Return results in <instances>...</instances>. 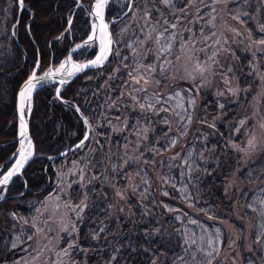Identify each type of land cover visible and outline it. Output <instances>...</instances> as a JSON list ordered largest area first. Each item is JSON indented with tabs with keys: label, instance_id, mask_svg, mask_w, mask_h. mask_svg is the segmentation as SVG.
Here are the masks:
<instances>
[{
	"label": "trees",
	"instance_id": "16d2710c",
	"mask_svg": "<svg viewBox=\"0 0 264 264\" xmlns=\"http://www.w3.org/2000/svg\"><path fill=\"white\" fill-rule=\"evenodd\" d=\"M2 1L6 0H0V7H2ZM81 1L82 6L76 7V0H24L27 8H24L19 14L18 7L14 10V17L10 23L13 24L18 20L15 25V35L19 40V45L10 30L9 37L13 49L8 53L5 61L0 60V167L12 155L18 145L16 140L18 125L16 122L15 98L22 81L34 69L33 66L37 59L40 60L39 72H42L51 64L56 65L61 62L70 48L73 47V44L82 41L91 28L89 10L93 0ZM120 2V0H111L106 9L107 20L117 16L120 17L122 15L121 10L125 11L127 9L125 4L122 5ZM136 2L140 3V0H136ZM155 7L164 16L172 12L160 3H156ZM67 12L70 13L69 17L73 16L69 28ZM130 15L131 13L127 17H120L111 25V30L118 31ZM153 15L159 16L156 12ZM26 24L29 25L30 33L27 31L28 25ZM71 30L73 36L69 33ZM130 39L131 37L128 38V40ZM125 42H127V37H122L121 42L116 44L115 47L120 50L121 56L128 55L131 57V49L125 46ZM95 51L96 48L88 50L87 47H84L73 53V57L77 61L89 59L95 55ZM133 59L135 58H130L126 63L130 65ZM235 66L238 67L237 78L242 83L243 88L248 84L251 76L245 57L241 58ZM117 67H121L125 72L128 71L127 68H123L119 57L110 56L109 62L103 68L88 69L76 76L74 81L64 86L61 95L72 105L79 106L83 115L88 117L90 123L96 128V132L103 134L99 137L102 144L106 143L105 136L110 137V141L107 142L108 147L105 149V153L112 156V159L108 162L107 175L110 182H117L116 189H121L135 181L124 180L120 182L122 178L118 173L113 172L111 164H120L121 150L113 147L111 142L123 144L125 141L124 139H118L119 134L113 133L107 126H104L105 116L109 118L120 116V123L113 120L114 125L118 127L122 126L125 116H131L127 109L118 112L108 108L110 99H117V88L120 87V80L124 79L123 76H120V80L115 82L108 80V76L113 74L110 70ZM116 75L119 76L120 74L116 73ZM239 75L240 77H238ZM54 86V84L44 85L34 94V104L30 116V132L35 143L36 156L28 163L22 174L14 178L8 186L6 198L0 201V217L3 219L2 224L0 223V264H13L16 258V250L11 248V235H13L15 227L9 224L10 219L8 217L10 213H16L17 216L18 213H33L40 200L42 202L43 195L47 193L49 188L51 190L46 182L57 168L60 171L74 170V173H79V168H74L72 162L82 158L85 161L92 160L97 166L84 169L85 182L92 176H99L105 171V165L98 163L102 160L103 154L99 151L90 152V149L95 147L94 141L87 143L83 149L67 151L66 155L58 156L52 160L48 159V155L59 154L77 143L86 131V126L80 114L69 104H63L56 99ZM120 90L127 91L126 88H120ZM198 99L195 107L196 116L189 127L188 135L182 141L185 150H194V153L200 152L202 147L197 136L201 133L208 134L213 131L207 127V124L201 125V117H207L210 123L219 116L220 119L217 121L216 127L221 133H224L223 137L208 135L205 141L207 147L212 148L215 145L216 150L208 159L207 164L195 154L193 156V160L199 168H207V171H194L191 180L183 179V183L188 185V192L192 194L193 198H198L200 202L195 205V208H189L184 201L182 202L177 198H164L161 185H158L155 180L151 184V177L158 170L156 166L154 167L157 156L152 166L146 169L149 173L148 179L151 181L149 180L150 187L144 199L139 194L145 192L143 184L140 185L136 194L129 188L127 197L121 199L115 196L111 183L106 187L101 186L103 181V176H101L100 180L94 182V187L92 184L86 186L89 194V208L85 210L83 219L78 223L79 244L82 248L89 249L86 254L89 264H107L113 250L121 245L123 247L117 255V260L112 261V264H149L151 252L145 253L142 251V248L149 247L144 233L145 231L151 232V229L156 227L160 228V232L150 235L147 239L153 241L151 247L157 250V255L159 253L164 254L159 256L157 264H172L176 256H184L185 245L181 242L182 234L176 232V229L180 226L179 222L171 219L176 213L168 212L163 207L164 204L173 209H181L185 213L187 210L197 212V209L211 206L216 211L215 213H209V215L218 216L219 220L225 217L226 211L230 210V201L226 196L224 185L228 174L237 167L239 155L237 151L226 146V141L229 137L230 122L235 124L240 118L239 115L235 116L236 112L234 110L238 103L226 102L227 104H224L225 108L222 110L218 107L221 103L215 94H207L204 99ZM94 116L95 119H93ZM156 119H159V117ZM154 127H156L159 136L164 125L161 123L154 125ZM131 131V129H128L123 133V136L127 137L128 140L133 139ZM208 155L205 152V156ZM146 158L151 159V157ZM9 163H7V166ZM79 167L83 168L84 163H81ZM175 169L178 174L183 170ZM135 170L133 167L129 169V173ZM208 172H211L212 175L209 176ZM129 173H125V175L127 176ZM239 176L243 184L239 200L244 201L247 206L249 204L253 205L258 218L255 225L257 234L260 231L259 225L264 223V218L260 215L262 206L258 202L259 199H264V152L256 161L244 168ZM196 177H199L198 184ZM62 184L68 185L69 183L63 182ZM79 188V184L74 183L70 189L71 194H74L75 190L76 193L79 192ZM35 199H38L37 205L33 206L34 203L32 202H35ZM27 200L30 201L29 204L25 203ZM142 204H145V206L143 207ZM118 209H123V211L121 212ZM146 209L148 215H145ZM103 226L105 231L100 232L99 240L85 239L91 233L98 232ZM167 230H172L173 233L170 234ZM104 235H108L106 241L111 238L110 242L105 243L112 245L102 249L100 241L103 240ZM132 247L136 249L134 252L130 251ZM262 250H264V244L254 245L253 251L245 255V264H256V255L261 253L264 255ZM121 256L124 258L121 259ZM190 261L187 264H190ZM176 264H183V262L177 260ZM257 264L259 263L257 262Z\"/></svg>",
	"mask_w": 264,
	"mask_h": 264
},
{
	"label": "snow or ice",
	"instance_id": "6c2138e0",
	"mask_svg": "<svg viewBox=\"0 0 264 264\" xmlns=\"http://www.w3.org/2000/svg\"><path fill=\"white\" fill-rule=\"evenodd\" d=\"M230 0H210V2H205V0H183L182 5L177 8L175 0H140L137 3L136 0H126L125 7L127 11H122V15L127 17L129 13L132 14L131 19L135 22L137 13H140V20L143 22L139 27V31L143 34V38L137 37L132 43L125 42V46L131 49V57L128 55L121 56V52L115 47L116 44L121 42V38L126 34L128 30V25L122 26L118 31L110 30V25L115 23L120 17H113L112 20H105L106 8L110 4V0H94L91 6V11L89 15L94 17L91 24V34L88 35L87 39L84 40L83 44H77L76 49L84 47L97 46L98 51L94 59L88 60L86 63H77L72 60L71 54L68 58L63 61L57 68H49L41 76H37L36 71H33L28 80L24 83V86L20 89L19 97V118H20V148L18 153H14L15 163L12 164L10 168H7L5 172L0 174V200L5 198V193L7 191V186L13 180V177L21 174L22 169L25 165L33 158V145L31 139L27 135V122L24 119L26 106L27 111L31 112V96L33 90L38 84L42 82L55 79L58 75H63L68 78L74 76L76 73L83 72L88 68H103L106 63L109 62L111 57H119L123 68H127L128 71H123L121 67L111 69L113 73L108 76V80L115 82L120 80V76L124 79L120 80V87L117 88L118 96L116 100H111L108 104L110 110L114 109L118 112H123L127 109L131 116H125L122 121V126H115L113 120L117 123L121 122L120 116L109 118L104 117V126H107L110 131L117 133L118 139H124L123 144L117 142H111L113 147H117L121 150V155L119 157L120 164H111L113 172L119 174L122 178L120 182L124 180L135 181L139 180V183H129L127 187L116 189V181H109L107 175L108 162L112 159V156L105 153V149L108 147L110 137L105 136L106 143L102 144L99 137L103 135L102 133H97L96 128L90 123L88 117L84 116L80 110L79 106H74L75 111L80 113L84 125L87 126L84 132L83 138L75 145V149H83L87 143H92L94 141L95 147L90 149V152H101L103 158L98 163H103L105 165V171L99 176H92L86 182L84 180V169H91L96 167L97 164L93 163L92 160H77L72 162L74 168H79V173H73V175H79V181H74L73 183H78L80 191L76 193L78 203L75 205L70 202L65 204V207L69 208L73 213H75L77 220L83 219V214L87 208H89V195L88 192L84 191V188L88 184H92L94 187V182L101 179L103 176V181L101 186L106 187L111 183L115 196L125 199L128 194V189L136 194L141 184L145 186V192L139 193L141 198H146V193L150 187V181L148 179L149 173L146 171L155 162L156 156L163 157L165 153L170 152L173 148L177 146L182 138L188 135L189 127L192 124L193 116L196 107V95L199 94L204 88L208 86L210 81L208 77L220 74L222 76H227L231 73L233 69L231 67L227 68L226 72L218 73V68H224L225 65L221 61V57L225 53L230 56L235 57L236 51L228 47L229 37L225 35V32H231L235 37H241L239 41H233L238 44H243V33L234 27H226L224 31L219 34L216 31V5H225V10L228 11L232 19L238 21L240 24H245L246 19H251V16L247 12H241L239 8L233 13L232 9H228L227 5ZM235 2V0H234ZM156 3L163 4L166 8L172 11L173 20L167 19L158 8L155 7ZM244 4L248 3V0H243ZM17 7L23 11L25 8L24 0H16ZM151 5V7H149ZM78 6H82L79 5ZM191 9H195L194 21L199 24L200 21H204L205 25L208 27L210 35L204 32L203 28H198L193 30L190 27H184L182 25L183 19L187 16ZM203 9V11H202ZM159 14L158 18L153 16V13ZM207 15L208 19L205 20L204 17ZM18 23V22H17ZM193 23V21H189ZM71 24V20H69ZM147 29V31H146ZM247 39L249 43L245 47V51L250 53L251 58L245 57L248 66L253 70L252 74L256 75V83L264 86V73L257 70V54L264 57V23H261L258 28V37L253 38V29L249 28L247 30ZM185 33H190L189 36L185 37ZM15 35V32L12 33ZM211 41V43H209ZM199 43L203 45L199 49L195 45ZM174 49H178L181 55H174ZM238 50V49H237ZM174 55L176 61H180L183 57V74L182 79L190 83V87L186 89H180L177 91H171L168 93L161 92L160 89L165 86L169 80H174L176 71L173 61L168 59L169 56ZM149 57L151 59L149 60ZM130 58L133 62L129 65L126 62ZM264 66V65H262ZM39 67V64H37ZM119 73L120 75H116ZM225 80V83H228ZM67 83L66 79H59V84L64 85ZM170 87H174L171 85ZM251 87V86H250ZM250 87L241 89L239 87L229 88L228 91L233 97L246 98L250 95ZM120 88H126L127 91H122ZM60 88L56 89L57 97H59ZM245 96H241V94ZM218 96L224 95L223 92L217 93ZM257 104L254 107L251 116H245L240 119L235 124L230 122L229 124V137L226 141V146L240 153L247 154L250 150H255L260 146L261 141H264V87L258 92L256 97H253ZM220 109H224V104H219ZM161 113L163 115L161 116ZM159 117V119H156ZM96 117L94 116L93 119ZM173 118H175V124L173 125ZM220 119L219 116L214 118L210 123L207 117H201V125L207 124L209 129L213 131L208 134L201 133L197 136V139L201 142L202 150L198 153H194V150L185 151L184 155L181 156L180 153H175L168 156L166 159H161L157 163V167H167L169 171L172 168L183 169L180 171L181 180L187 178L192 179V173L194 171H207V168L200 169L199 166L193 160L194 154L207 164L210 156L215 152V145L212 148H208L205 141L208 135L223 137L224 133H221L217 129L216 124ZM163 124L164 128L161 129V134L157 135V129L154 127L156 124ZM131 129L132 140H128L127 137L123 136V133ZM243 134L247 139L244 141V146L235 143V140H239L240 135ZM203 137V139H201ZM162 141V142H161ZM69 149V150H75ZM131 152V154H129ZM205 152L209 155L205 156ZM61 155H66L61 153ZM146 157H151L148 159ZM52 160V157H48ZM179 161V162H178ZM191 161V162H190ZM84 163V167L80 168V164ZM135 168L136 170L129 173V169ZM125 173H129L127 176ZM211 176L212 173L208 172ZM160 179L164 184H169L172 188L176 189V184L174 182V177L161 176ZM197 184L199 183V177H196ZM68 188H72V183L68 184ZM55 193V199H61L62 189L60 185L53 190ZM181 195L186 205L189 208H195V205L199 203L198 198H193L192 194L188 192V185L184 184L182 188L176 189ZM164 196H168L169 193L164 191L162 193ZM67 196V193H64ZM243 195V193H242ZM52 193L45 201L41 202L45 204L48 199H51ZM82 197V199H81ZM258 202L261 204L262 208L260 215L264 217V199H259ZM59 207V205H57ZM163 207L168 212L180 213L179 215H174L171 219L176 221H181L184 223V217H187L186 223L190 225H195L197 228L203 230L204 235L200 236V240L206 246H200L197 244V240L193 238L195 233L189 235L187 231L183 229H176L177 233H182L181 242L183 245L188 247L195 246L196 252L201 254L202 259L195 264H213L214 260L221 254V246L226 243L225 234L222 231V227L227 225L226 221L218 220V216L209 215V213H215V209L211 206L197 209V213H203L207 220L217 222L221 227H214L209 231V229L204 227V222L199 218L188 217V214L183 212L181 209H173L168 205L164 204ZM248 208H253L252 204L247 206ZM123 211V209H118ZM255 210V209H253ZM35 212L43 215L39 208L35 209ZM45 212L48 209L45 208ZM147 209L145 210V215H148ZM13 219H20L25 224H30V227L34 229L31 235L27 236V240L31 241L35 236L44 232L45 229L37 226L35 219L30 221L25 217H17L16 213H10ZM239 218V217H238ZM157 223H159L157 221ZM15 227V225H13ZM260 231L257 232L255 237V244H264V223L259 225ZM50 231V229H49ZM62 231L70 238L65 241L67 247L60 249L55 252V256L59 259L52 261V264H64L65 257L68 258V264H77L76 261L72 259L73 250L80 253H87L89 249L82 248L79 244V230L76 228L75 222L72 223L71 229L67 225L62 228ZM105 229L101 228L98 232L91 233L85 239L98 240L100 232H104ZM160 228L156 227L151 229V232L145 231L144 236L149 244V247L142 248L145 253L151 252L149 258V264H157L159 256L164 255L159 253L157 255V250L151 247L153 241L147 238L150 235L158 234ZM243 232V226L241 231L236 234V237H227V246H236V240L240 239ZM206 237V238H205ZM19 240V237H17ZM17 247L16 243H12V248ZM123 246L113 250L107 264H112V261L117 260V255ZM188 247L184 248L185 254L188 253ZM134 247L130 248V251H135ZM51 252L52 250L49 249ZM248 251L251 252V246L248 247ZM264 251V250H262ZM121 259L124 257L121 256ZM179 260L186 264L184 261V256H176L172 261V264H176ZM193 260L195 261V254H193ZM16 264H21V261H17ZM23 264H27L24 261ZM83 264V262H81ZM236 264V261H233Z\"/></svg>",
	"mask_w": 264,
	"mask_h": 264
},
{
	"label": "rangeland",
	"instance_id": "374dc122",
	"mask_svg": "<svg viewBox=\"0 0 264 264\" xmlns=\"http://www.w3.org/2000/svg\"><path fill=\"white\" fill-rule=\"evenodd\" d=\"M118 1V0H117ZM120 4H125L126 0H120ZM111 2V0H110ZM205 2H210V0H205ZM176 7L179 8L183 0H175ZM2 7H0V60H6L7 55L9 52L12 51L13 47H11V38L9 37L10 30L12 29V24L10 23L11 20L14 17V10L17 7L15 0H6L1 2ZM151 7V5H149ZM217 13L216 15V31L219 34L221 31H224L226 27H234L241 31L243 33V44H240L238 47V44L233 41H239L241 37H235L233 33L231 32H225V35L229 37V45L231 49L236 51L235 57L230 56L228 53H225L224 56L221 57L222 63L225 65L224 68H218V73H223L227 71L228 67H231L233 71L231 73H228L227 76H222L220 74H217L215 76L208 77V80L210 83L206 88H204L202 91L199 92V94L196 95V101L197 99H204L207 94H215L217 99H219V102L221 104H225L226 102L231 103H238V106H236L235 110V116L239 115V120L243 119L245 116H251L252 112L254 110V107L256 106L257 102L253 99V97H256L258 92L261 91V88L264 87L261 84L256 83L257 77L256 75L252 74V69L248 67L250 77L248 84L245 85V87L242 88V83H240V80L237 78V71L238 67L235 66L239 60L243 57H249L251 58L250 53L245 51V47L249 43L247 39V30L249 28L253 29V38L258 37V28L261 23H264V0H248L247 4L243 3V0H230V2L227 5L228 9H232L233 13L237 8L241 12H247L251 19H246L245 24H240L238 21L232 19L231 15H229L228 11L225 10V5L219 4L216 5ZM107 9V8H106ZM165 11V9L161 8ZM19 10V8L17 9ZM203 11V9H202ZM154 14V13H153ZM70 13L67 12V21L70 20ZM132 14L125 20V23L123 26L128 25V30L126 34L123 35V37H127V42L132 43L134 40L137 39V37L143 38V34L139 31V27L142 25V21L140 20V13H137L136 15V21L134 22L131 19ZM154 16V15H153ZM195 16V9H191L187 16L183 19L182 25L184 27H190L194 31L198 28H203L204 32L206 34L210 35L208 27L205 25L204 21H200L199 24L195 23L194 21ZM155 18H158L157 16H154ZM170 21L173 20L172 12L165 16ZM205 20L208 19L207 15L204 17ZM189 21H193V23H189ZM89 23L92 24V18H90ZM27 25V24H26ZM27 31L29 33V27H27ZM147 31V29H146ZM71 35L73 36L72 30L69 31ZM86 37L91 34V28L87 31ZM190 33H185V37L189 36ZM131 37L130 40L128 38ZM211 43V41H209ZM203 45L197 43L195 47L199 49ZM97 48V46L89 47L88 50ZM238 49V50H237ZM174 55H181L178 49H174ZM174 55H171L168 57V59L173 61V64L175 68L173 70L176 71L175 79L169 80L164 87L160 89L161 92L168 93L171 91H177L180 89H186L190 87V83L183 80L182 74H183V65L184 60L183 57L180 61H176L174 59ZM66 57V56H65ZM151 57H149V60ZM257 70L261 73H264V57L257 54ZM65 60V58H64ZM74 60V57H73ZM62 62V61H61ZM59 62V63H61ZM58 64H53L52 66L54 68H57ZM248 65V63H247ZM241 75V74H240ZM240 75L238 77H240ZM225 80H228V83H225ZM171 85H174V87H170ZM251 86V87H250ZM239 87L241 89L249 88L250 87V95H247L246 98H240V97H233L228 89L229 88H236ZM223 92L224 95L218 96L217 93ZM241 96H245V94H241ZM198 99V100H199ZM227 104V103H226ZM225 104V105H226ZM264 107V106H262ZM27 109V106H26ZM163 113H161L162 115ZM196 114L194 112L193 118H195ZM175 124V118H173V125ZM86 126V125H85ZM183 139L180 140V142L177 144L175 148H173L170 152H167L164 154L163 157L157 156L156 163L154 164V167H157V163L161 159H166L168 156L173 155L175 153H180L181 156L184 155L185 147L183 145ZM247 139L243 134L240 135L239 140L236 142L240 144L242 147L244 146V141ZM264 152V141H261L260 146H258L255 150H250L245 153L237 152L239 155L237 167L228 174V178L226 180V183L224 185L226 196L230 201V210L226 211L225 217L221 218V221H226L227 225L222 227V231L225 234V240L226 243L221 246V254L217 258V260L213 261V264H233V261H236V264H245L244 258L246 253H250L248 251V247L251 246V249L253 251L255 244V237H256V220L257 213L253 208H248L246 203L239 200V194L240 191L243 188V184L241 181V178L239 176V173L246 167L249 166L250 163L256 161L261 153ZM179 162V161H178ZM191 162V161H190ZM157 171L153 173V177L151 184L153 183V180L157 182L158 185H161L162 191H167L169 193L168 196H164L167 198H177L184 201L181 198V195L176 189L182 188L184 185L183 180L180 178V174L177 173L175 168H172L170 171L167 167H157ZM73 171H60L58 168L54 171L53 175L48 178L46 184L51 187V190L47 191L46 194L43 196V201L46 200V198L49 197V194L52 193L53 196L51 199H48L45 204L41 203V200L39 204L37 205V200L32 203L33 206L37 205V208L40 209V212L43 213V215H40L35 212V208L33 210V213L29 214H21L18 213L19 217H25L32 221L35 219V222L38 227L45 229L44 232L40 233L38 236H35L33 240L29 241L27 240V236L31 235L34 229L30 227V224L23 223L20 219H13L11 215H9L8 219L9 224L15 225V230L13 231V235H11V241L12 243L15 242L17 247L14 249L16 250V258L13 262V264H16L17 261H21V264H23L24 261H27V264H52V261L55 259H59L55 256V252L59 251L60 249L67 247L65 244L66 240H69L70 238L62 231V228L67 225L69 229H71L72 223L75 222L76 228L78 229V223L80 220H77L75 213H73L69 208L65 207V204L70 202L71 204L75 205L78 203L77 197H76V190L74 194H71L70 189L68 188V185L62 184L63 182L72 183L74 185V181H79L77 179H80L79 175H73ZM155 174V175H154ZM161 176H170L174 177V182L176 184V189L172 188L169 184H164L162 180L160 179ZM85 177V175H84ZM134 183H139V180H135ZM57 185H60L62 192H61V199L56 200L55 199V193L54 189L57 188ZM44 188V187H43ZM160 188V190H161ZM81 189L79 188V191ZM84 191L87 192L86 187L84 188ZM78 192V191H77ZM64 193H67L68 195L65 196ZM38 194V193H37ZM89 195V194H88ZM37 196V195H35ZM82 199V197H81ZM26 204H29L30 201L27 200L25 202ZM59 205V207H57ZM144 207L145 204H142ZM45 208L48 209V212H45ZM172 208V207H171ZM173 213V212H172ZM188 214V217H191L193 219L199 218L202 222H204V227L209 229L211 231L214 227H221V225L217 222L207 220L206 216L203 213H197L195 211L187 210L186 212ZM9 214V213H8ZM174 214V213H173ZM180 213H176V215H179ZM30 215V216H29ZM239 217V218H238ZM264 218V217H263ZM184 223L181 221L179 222L180 226L179 229H183L184 231H187L189 235H192L194 232L195 235L193 236L194 239L197 240V244L200 246H206L203 244V242L200 240V236L204 235V232L202 229L197 228L195 225H190L186 223L187 217H184ZM219 220V219H218ZM3 219L0 217V223L2 224ZM8 222V221H7ZM176 222V223H177ZM4 223V222H3ZM0 224V225H1ZM5 224V223H4ZM243 226V232L240 237V239L236 240V246L234 247H228L227 246V237L231 236L233 238L236 237V234L241 231V228ZM104 228V226L102 227ZM170 229V227H168ZM177 228V229H178ZM50 229V231H49ZM168 233H173L172 230H167ZM182 234V233H181ZM17 237H19V240H17ZM108 235H104V238L100 244L102 247H110L112 244H108L105 242H110L111 238L108 239ZM206 238V237H205ZM100 239V236H99ZM98 239V240H99ZM99 242V241H97ZM11 243V248H12ZM185 247H188L185 245ZM49 249L52 251L50 252ZM102 252V250H100ZM261 252V251H260ZM87 253H80L73 250L72 253V259L77 262V264H89L88 258H86ZM193 254H195V261L193 260ZM264 255L261 253L260 255H256L255 261L259 264H264L263 260ZM64 264H68V258L65 257ZM202 259L201 254L199 252H196L195 246L188 247V254L184 253V261H186V264L190 261V264H195V262H198Z\"/></svg>",
	"mask_w": 264,
	"mask_h": 264
},
{
	"label": "water",
	"instance_id": "95a60500",
	"mask_svg": "<svg viewBox=\"0 0 264 264\" xmlns=\"http://www.w3.org/2000/svg\"><path fill=\"white\" fill-rule=\"evenodd\" d=\"M93 3H94V0H93ZM25 5V4H24ZM25 7H26V5H25ZM90 11H91V8H90ZM105 16H106V12H105ZM94 18V17H93ZM105 20L106 21H110V20H112V19H110V20H107L106 19V17H105ZM112 25V24H111ZM111 25H110V30H111ZM87 39V37L85 38V39H83V41L82 42H80L79 44H83V42H84V40H86ZM76 48V46L73 48V49H75ZM73 49L70 51V53H69V55L70 54H72L73 53ZM97 51H98V47H97V50H96V52H95V55H96V53H97ZM95 55L92 57V58H90V59H87V60H85L84 62H77V61H75V62H77V63H86L88 60H91V59H94L95 58ZM72 56V55H71ZM39 64V63H38ZM38 67H35V70L34 71H36V74H37V76H41V75H43V73L45 72V71H47V70H45V71H42V73H38ZM88 69H92V68H88ZM88 69H85V70H88ZM85 70L83 71V72H85ZM83 72H79V73H76L74 76H72V77H70V78H68V77H66V76H63V75H58L55 79H52V80H48V81H45V82H42L41 84H38L37 85V87L33 90V92H32V96H31V110H32V108H33V102H34V100H33V97H34V94H35V92L38 90V88H40V87H42L43 85H45V84H55V88L57 89V88H60V93H59V97H57V94H56V89H55V96L57 97V99H59V100H61L63 103H65V102H67L66 101V99L65 98H63L62 96H61V90L63 89V87H64V85H66V84H68V83H70V82H72L73 80H74V78H76V76L77 75H79V74H81V73H83ZM33 73V72H32ZM31 73V74H32ZM31 75H29L27 78H26V80L25 81H23L22 83H21V86L19 87V89H18V92H17V95H16V111H17V115H16V122H18V135H17V143H18V145H17V147H16V149L13 151V154L14 153H18V149L20 148V143H19V141H20V139H21V137H20V118H19V103H20V97H19V92H20V89L24 86V83L28 80V78L30 77ZM59 79H66L67 80V83H65L64 85H60L59 84ZM73 107V109H75V107L74 106H72ZM31 113H32V111L31 112H27V113H25V115H24V119H25V121L27 122V135H28V137L31 139V141H32V145H33V153H34V155H33V158L35 157V155H36V153H35V143H34V141H33V138H32V135H31V132H30V116H31ZM82 118V117H81ZM86 128H87V126H86ZM83 138V137H82ZM81 138V139H82ZM80 139V140H81ZM80 140H78V142L76 143V144H78L79 143V141ZM76 144H74L73 146H71V147H69L67 150H65V151H63L62 153H67V151H69V149H75V145ZM59 155H61V153L59 154ZM14 156H12L11 158H13ZM51 157V156H50ZM32 158V159H33ZM31 159V160H32ZM30 160V161H31ZM29 161V162H30ZM7 161H5L4 162V164L6 163ZM28 162V163H29ZM13 163H15V157H14V159H13V161H12V163L10 164V166L9 167H7V168H10L11 166H12V164ZM27 166V164L25 165V167ZM4 167V166H3ZM25 167H24V169H25ZM7 168L6 169H4V171L3 172H5L6 170H7ZM2 169L3 168H1V170H0V172L2 171ZM24 169H22V172H23V170ZM3 172H1L0 174H2ZM21 172V173H22ZM14 178L15 177H13V180H14ZM12 180V181H13ZM11 181V182H12ZM10 182V183H11ZM9 183V184H10Z\"/></svg>",
	"mask_w": 264,
	"mask_h": 264
},
{
	"label": "bare ground",
	"instance_id": "6f19581e",
	"mask_svg": "<svg viewBox=\"0 0 264 264\" xmlns=\"http://www.w3.org/2000/svg\"><path fill=\"white\" fill-rule=\"evenodd\" d=\"M76 2H77L76 7L78 6V4H81V3H82L81 0H76ZM24 4H25V3H24ZM25 5H26V4H25ZM25 8H27V7H25ZM20 11H21V10L19 9V10H18V14L20 13ZM125 11H127V9H126ZM32 16H33V15H32ZM72 17H73V16L70 17V20H71V21H72ZM120 17H123V15H121ZM112 19H113V18H112ZM93 20H94V18H92V22H93ZM29 21H30V20H29ZM17 22H18V20H16V21L12 24L13 27H12V29H11V34L13 33V31L15 32V27H16L15 25L17 24ZM68 23H69V21H68ZM27 25H28V24H27ZM70 25H71V24H68V28L70 27ZM28 27H29V25H28ZM29 33H30V31H29ZM12 36L15 37V40H16V42H17L18 45H19V40H18L17 36H16V35H13V34H12ZM85 38H86V37H85ZM85 38H84V39H85ZM82 41H83V40H82ZM82 41H79V42H76V43L73 44V47L70 48V50L68 51V54L66 55V57H64L65 60L68 58L70 51H71V50H72L77 44H79V43L82 42ZM87 48H89V47H87ZM81 49H83V48L76 49V51L81 50ZM76 51H73V53H75ZM73 53L71 54V55H72V60H73ZM24 56H25V55H24ZM64 58H63L62 62L65 61ZM85 60H87V59H84V60H78V61L84 62ZM73 61H74V60H73ZM62 62H61V63H62ZM38 63H39V67H38V68H40V60L37 59L36 63H35L34 66H33L34 69L31 71V73L35 70V67H37V64H38ZM61 63H58L57 67H59V65H60ZM52 65H53V64L49 65L48 68H46L45 70H48L50 67H51V68H54ZM45 70H42V71H45ZM85 71H86V70H85ZM31 73H30L29 75H31ZM38 73H42V72H39V69H38ZM29 75H28V76H29ZM28 76H27V77H28ZM77 76H78V75H77ZM27 77H26V78H27ZM26 78H25L23 81H25ZM74 79H75V78H74ZM23 81H22V82H23ZM73 81H74V80H73ZM70 83H71V82H70ZM53 84H54V83H53ZM53 84H52V85H53ZM68 84H69V83H68ZM45 85H51V84H45ZM54 85H55V84H54ZM20 86H21V85H20ZM20 86H19V87H20ZM43 86H44V85H43ZM43 86H42V87H43ZM64 86H65V85H64ZM40 88H41V87H40ZM54 88H55V86H54ZM18 89H19V88H18ZM18 89H17V90H18ZM55 89H56V88H55ZM63 89H64V87H63ZM63 89H62V90H63ZM38 90H39V88H38ZM62 90H61V91H62ZM17 92H18V91H17ZM16 95H17V94H16ZM61 96H62V95H61ZM55 97H56V96H55ZM62 97H63V96H62ZM33 98H34V97H33ZM63 98H64V97H63ZM56 99H57V97H56ZM65 99H66V98H65ZM15 100H16V98H15ZM58 100H59V99H58ZM59 101H61V100H59ZM66 101H67V102H65V103H66V104H69L71 107H72V106H75V105H72L71 103H69L67 99H66ZM61 102H62V101H61ZM62 103H63V102H62ZM65 103H63V104H65ZM33 104H34V102H33ZM72 108H73V107H72ZM32 109H33V108H32ZM15 111H16V107H15ZM31 111H32V110H31ZM27 112H28V111H27V109H26L25 113H27ZM79 114H80V113H79ZM16 115H17V111H16ZM80 117H81V115H80ZM81 119H82V118H81ZM29 121H30V120H29ZM17 125H18V122H17ZM17 132H18V130H17ZM17 135H18V134H17ZM82 137H83V136H82ZM16 138H17V136H16ZM16 140H17V139H16ZM79 140H80V139H79ZM77 142H78V141H77ZM75 144H76V143H75ZM72 146H73V145H72ZM70 147H71V146H70ZM67 149H68V148H67ZM67 149H66V150H67ZM64 151H65V150H64ZM69 151H71V150H69ZM62 152H63V151H61L60 153H62ZM60 153H59V154H60ZM59 154H56V155H48V157L51 156L52 158H56V157H58V156H61V155H59ZM66 154H67V153H66ZM12 156H13V153H12V155H10V156L5 160V161H7L5 164H4L5 161L3 162L2 165H3L4 167H3V166L0 167V170H1V168H3L1 172H3L4 169H6L7 167L10 166V164L12 163V161H13V159H14V157L11 158ZM35 156H36V155H35ZM33 159H34V158H33ZM33 159H32V160H33ZM32 160H31V161H32ZM9 162H10V163H9ZM7 163H9L8 166H7ZM27 165H28V163H27ZM23 171H24V170H23ZM1 172H0V173H1ZM21 174H22V173H21ZM19 175H20V174H19ZM17 176H18V175H17ZM15 177H16V176H15ZM11 183H12V182H11ZM11 183H10V184H11ZM10 184H9V185H10ZM9 185H8V186H9ZM8 186H7V189H8ZM4 195H5V198H6L7 191H6V193H5ZM5 198H4V199H5ZM4 199H3V200H4ZM0 201H1V200H0Z\"/></svg>",
	"mask_w": 264,
	"mask_h": 264
}]
</instances>
